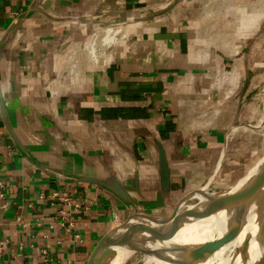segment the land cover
I'll list each match as a JSON object with an SVG mask.
<instances>
[{
  "label": "crops",
  "instance_id": "crops-1",
  "mask_svg": "<svg viewBox=\"0 0 264 264\" xmlns=\"http://www.w3.org/2000/svg\"><path fill=\"white\" fill-rule=\"evenodd\" d=\"M255 12L262 17L264 4L0 0V100L20 145L0 108V238L8 241L0 264H89L128 210L84 178L113 175L146 212L166 216L225 169L239 174L229 138L240 124L241 80L251 77ZM112 26L123 35L110 43ZM157 144L169 170L165 195ZM54 191L90 202L73 213L70 233L56 219Z\"/></svg>",
  "mask_w": 264,
  "mask_h": 264
},
{
  "label": "water",
  "instance_id": "water-1",
  "mask_svg": "<svg viewBox=\"0 0 264 264\" xmlns=\"http://www.w3.org/2000/svg\"><path fill=\"white\" fill-rule=\"evenodd\" d=\"M248 80L249 78L244 79L241 94L246 90ZM0 108L3 119H5L4 106L1 100ZM5 122L11 138L20 146L8 125L7 119H5ZM157 152L159 184L162 194L165 195L170 191V179L166 154L160 144H157ZM251 170L256 171L250 180L244 186H241L238 191L230 193L229 190L240 179L246 177ZM82 180L105 188L128 210L126 219L112 227L98 242L89 264H110L113 258L121 251L129 253V255L142 252L145 247L144 244L149 241L170 239L185 228L192 226L198 221L207 220L216 213L221 212V210H231L233 212L231 219L226 223L224 236L234 238L241 234V232H244L243 238L245 239V243H248V240L251 238L264 239V213L254 218L251 223L252 231L244 230L245 227L249 226L245 221V213L251 205L258 202L264 196V156L258 159L239 180L218 192V197L209 202L203 212L195 208H189L188 206L184 210L182 209L184 202L195 197L194 193L197 191L187 195L171 213L166 216H159L148 211L146 212L143 205L113 175H109L105 180L94 177ZM137 184L136 175L133 180V186L134 190L138 193ZM202 188L206 189V186H202ZM197 204L189 206L195 207ZM138 219H144L146 221L145 224L134 223Z\"/></svg>",
  "mask_w": 264,
  "mask_h": 264
},
{
  "label": "bare ground",
  "instance_id": "bare-ground-1",
  "mask_svg": "<svg viewBox=\"0 0 264 264\" xmlns=\"http://www.w3.org/2000/svg\"><path fill=\"white\" fill-rule=\"evenodd\" d=\"M109 29L110 28H108L107 31H109ZM105 33V40L106 42H109L113 33ZM255 171L256 170H251L247 176L240 179L239 182L229 190V192L233 193L238 191L241 186H244L250 180V178L255 174ZM202 189H199L197 191L198 193H194V195L196 197H200L202 201H198V204L195 207L188 206L189 208H195L200 212H203L209 202L218 197V193L214 194L205 191L200 192ZM263 213L264 196L260 198L258 202L251 205L245 213V221L249 224V226L245 227L244 230L252 231L251 223L254 218ZM232 214L233 212L231 210H221V212L216 213L207 220L198 221L192 226L185 228L170 239L149 241L144 244V249H153L154 255L147 260L146 264H158L157 262L160 258L164 260V264H227L226 260L228 258L230 262L235 259L234 256L230 255H232L235 250L236 242L241 243V250L244 252L246 251L245 248L250 245H252V247H254L253 250H255V255L253 253L251 254V256L254 255V257H250L248 260L246 259L247 261L245 263H243V260L241 264H263L264 239L258 240L257 238H251L248 240V243H245V239L243 238L244 232H241V234L235 236L234 238L223 235L225 233L226 223L231 219ZM145 222L146 221L144 219L134 221V223L138 224H145ZM227 242L228 247L225 249L226 245L224 246V244H227ZM128 255L129 253L121 251L113 258L110 264H121L125 259H127Z\"/></svg>",
  "mask_w": 264,
  "mask_h": 264
},
{
  "label": "rangeland",
  "instance_id": "rangeland-1",
  "mask_svg": "<svg viewBox=\"0 0 264 264\" xmlns=\"http://www.w3.org/2000/svg\"><path fill=\"white\" fill-rule=\"evenodd\" d=\"M262 1L258 0L257 2L256 0H252L253 7L259 10L261 4H264V0ZM252 18L254 20V33L256 32V39L254 56L250 63V66L252 68L250 74L251 77L248 80V86L246 90L242 93V103L240 109L241 115L239 120L240 124L234 131L233 137L229 138V144L230 140L234 142V144H231V149L233 151H230L233 155V159H230V162H232L231 167L237 169L239 171V174L232 175L233 173H230L231 176L226 175L227 173L225 172L227 171L225 169V172H221L213 183L208 184L206 186V189H202L200 192L205 191L214 194L220 192L222 189L232 185L237 180H239L238 178L244 175L241 174L243 171H246L248 167L251 168L258 159L264 156V29H262L264 27V15L261 17V14L255 12L253 13ZM260 23L262 28L257 29L256 27H258L257 25ZM132 27V25H126L127 30L128 28ZM121 35L123 34L119 33L116 36L113 35L111 40L114 41ZM111 40L109 41L110 43H112ZM104 41H106L105 38ZM243 82L244 80H241V91ZM198 201L202 200L200 199V197L196 196L192 199H188L184 202L182 209L184 210L186 206L194 205L198 203ZM166 211H169V209L167 208ZM224 246L225 249H227L228 242L227 244L225 243ZM253 248L254 247H252V245L247 246L245 248L246 251L244 252L241 250V243L236 242L235 250L233 254L230 255L234 256L235 259L230 262L228 258L226 260L227 264H241L243 260V263H245L250 257H254L255 250H253ZM145 249L142 252L136 253L134 255H128L127 259H125L121 264H146L147 260H149L150 257L154 255V250L151 248ZM252 253L254 255L251 256ZM163 262L164 260L160 258L157 263L164 264Z\"/></svg>",
  "mask_w": 264,
  "mask_h": 264
},
{
  "label": "built area",
  "instance_id": "built-area-1",
  "mask_svg": "<svg viewBox=\"0 0 264 264\" xmlns=\"http://www.w3.org/2000/svg\"><path fill=\"white\" fill-rule=\"evenodd\" d=\"M113 29L118 31L119 29L114 26L110 27L109 31L111 33ZM52 205L58 206L56 219L58 220L60 226L67 232L70 233L74 231L75 221L72 218L73 213L78 211H88L90 202L86 199H77L67 192L54 191L51 196ZM8 252V241L6 239L0 238V258H2Z\"/></svg>",
  "mask_w": 264,
  "mask_h": 264
}]
</instances>
